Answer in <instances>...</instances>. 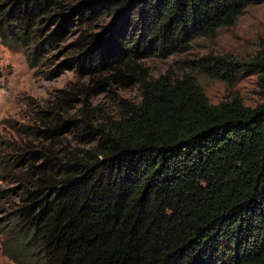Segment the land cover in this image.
Masks as SVG:
<instances>
[{
  "label": "trees",
  "instance_id": "16d2710c",
  "mask_svg": "<svg viewBox=\"0 0 264 264\" xmlns=\"http://www.w3.org/2000/svg\"><path fill=\"white\" fill-rule=\"evenodd\" d=\"M263 2L0 0L1 44L29 69L48 66L45 80L79 79L45 107L29 98L27 124L2 121L19 139L0 158L4 256L264 264V81L254 107L237 96L212 105L191 73L153 77L143 64L187 53ZM244 65L207 56L187 67L231 84ZM133 86L135 101L117 93ZM105 93L113 113L93 103Z\"/></svg>",
  "mask_w": 264,
  "mask_h": 264
},
{
  "label": "rangeland",
  "instance_id": "374dc122",
  "mask_svg": "<svg viewBox=\"0 0 264 264\" xmlns=\"http://www.w3.org/2000/svg\"><path fill=\"white\" fill-rule=\"evenodd\" d=\"M207 56L248 63L250 66L234 68L236 78L231 84L223 80L222 76L212 79L200 73L198 68L187 67L190 62H196ZM260 57L264 58V2L248 7L233 26L220 28L214 37L194 40L187 53L173 55L167 59L153 56L146 59L143 64L153 77H158L167 70L178 76L191 73L198 80L212 105L237 96L244 105L254 107L262 98L261 83L264 81V67L259 69L255 66L260 62ZM47 67L44 65L36 71L29 69L23 51H11L0 42V158L4 154V143L19 141L13 132L4 127L3 120L9 119L19 124H27L29 110L26 104L29 98L36 100L39 106L45 107L46 101L56 90L65 87L69 82L79 80L70 70L64 71L54 79L45 80L42 75L49 70ZM40 71L42 73H38ZM117 93L134 101L138 98L135 86ZM111 97L110 93H105L95 97L93 103H99L108 113H113ZM7 186L6 183H0V187ZM0 264H14L4 256L1 246Z\"/></svg>",
  "mask_w": 264,
  "mask_h": 264
}]
</instances>
